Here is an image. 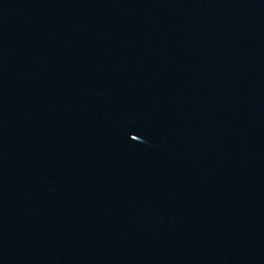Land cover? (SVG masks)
Listing matches in <instances>:
<instances>
[{
    "label": "water",
    "instance_id": "obj_1",
    "mask_svg": "<svg viewBox=\"0 0 264 264\" xmlns=\"http://www.w3.org/2000/svg\"><path fill=\"white\" fill-rule=\"evenodd\" d=\"M0 264H264V0H0Z\"/></svg>",
    "mask_w": 264,
    "mask_h": 264
}]
</instances>
